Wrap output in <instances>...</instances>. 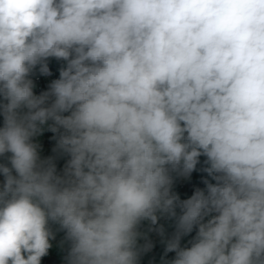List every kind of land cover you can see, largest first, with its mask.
<instances>
[{
  "label": "clouds",
  "instance_id": "obj_1",
  "mask_svg": "<svg viewBox=\"0 0 264 264\" xmlns=\"http://www.w3.org/2000/svg\"><path fill=\"white\" fill-rule=\"evenodd\" d=\"M0 116V264H41L50 222L68 264H139L163 216L168 264H264V0H0ZM201 156L214 183L180 200Z\"/></svg>",
  "mask_w": 264,
  "mask_h": 264
},
{
  "label": "built area",
  "instance_id": "obj_2",
  "mask_svg": "<svg viewBox=\"0 0 264 264\" xmlns=\"http://www.w3.org/2000/svg\"><path fill=\"white\" fill-rule=\"evenodd\" d=\"M51 65L48 63L49 70L51 72V75L44 76L39 73L38 68L34 70L33 74L30 76V78L34 82V93L36 95L41 94L44 91H47L49 88L50 83L55 80V75L53 72V67L57 65L59 62H63L66 66V61L63 60H57L56 58H50ZM52 124V121H49L47 124L43 126V132L41 134H38L36 137L33 138V142L38 144V152L41 157V159H47L46 151H53L54 153L51 158H53V161L56 165L57 173H62V170L64 168V165L66 164L67 160L69 159L68 156H61L58 152H55L54 149L56 147V141L54 138L50 135V131L48 130L49 125ZM49 158V157H48ZM173 184L174 186L175 181H179L180 184H182L184 187L188 189L192 188H203V183L200 185H196L193 173H191L188 176H184L180 174L179 172H172L171 173ZM4 177L2 174H0V184L3 183ZM172 218L163 216L158 219L156 225H149L148 222H144L141 226L140 231L142 233L146 234L147 241L145 239H141L140 242H142V245L146 242L151 243V248L149 249L150 256L147 259L146 264H155V258H154V249L157 245L166 243L168 239H170L173 235L172 233L168 232L165 228V225L171 221ZM151 227V231H149V228ZM163 228V235L159 234L158 231H156L157 228ZM49 229L54 234V238L50 239V243L52 247L48 250V254L41 258V264H68L67 257L70 249V243L65 238V233L62 231L57 224L49 223Z\"/></svg>",
  "mask_w": 264,
  "mask_h": 264
},
{
  "label": "trees",
  "instance_id": "obj_3",
  "mask_svg": "<svg viewBox=\"0 0 264 264\" xmlns=\"http://www.w3.org/2000/svg\"><path fill=\"white\" fill-rule=\"evenodd\" d=\"M47 63L51 65L50 58L48 59ZM63 67H65V65L62 61L57 63V65L53 67L55 79L59 78L60 69ZM2 124H3V118L2 116H0V126H2ZM49 133L53 138L57 135L55 133H52L51 131ZM54 140L56 141V139ZM53 153H54L53 151H46L47 158L52 156ZM205 161H206V157L204 156L199 157V163L197 164L196 169L192 172L195 184L200 185L203 183L204 189L206 188V185L204 184V180H208L209 182L214 183L211 177L208 176V174L205 171H203V169L208 166L205 163ZM0 163H8V162L4 158H0ZM8 166L10 167L11 165L8 164ZM196 189L197 188L188 189L184 187L182 184H180L179 181L177 180L175 181L174 186L172 187L173 193L178 195L180 200L189 199L194 194ZM176 211L177 214L179 215L180 212L179 208H177ZM165 228L167 229L168 232L172 233L173 235L175 232V219L172 218L171 221L167 223V225H165ZM195 235H196V229L194 228L192 233L181 238V246L190 247L191 246L190 242L193 240ZM139 243L142 245V242L139 241ZM165 247H166V243L159 244L155 247L154 249L155 264H168V262H170L174 258L175 253L174 252L165 253ZM149 256H150L149 250L142 252L139 259V264H146Z\"/></svg>",
  "mask_w": 264,
  "mask_h": 264
},
{
  "label": "crops",
  "instance_id": "obj_4",
  "mask_svg": "<svg viewBox=\"0 0 264 264\" xmlns=\"http://www.w3.org/2000/svg\"><path fill=\"white\" fill-rule=\"evenodd\" d=\"M207 218H205V222H206Z\"/></svg>",
  "mask_w": 264,
  "mask_h": 264
},
{
  "label": "rangeland",
  "instance_id": "obj_5",
  "mask_svg": "<svg viewBox=\"0 0 264 264\" xmlns=\"http://www.w3.org/2000/svg\"><path fill=\"white\" fill-rule=\"evenodd\" d=\"M200 189H202V190H203V188H200Z\"/></svg>",
  "mask_w": 264,
  "mask_h": 264
}]
</instances>
